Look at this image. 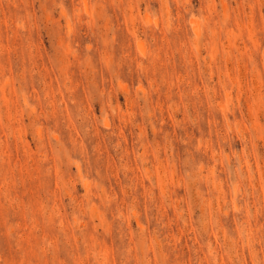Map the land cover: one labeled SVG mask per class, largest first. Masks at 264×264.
I'll return each instance as SVG.
<instances>
[{
	"label": "rangeland",
	"instance_id": "obj_1",
	"mask_svg": "<svg viewBox=\"0 0 264 264\" xmlns=\"http://www.w3.org/2000/svg\"><path fill=\"white\" fill-rule=\"evenodd\" d=\"M0 264H264V0H0Z\"/></svg>",
	"mask_w": 264,
	"mask_h": 264
},
{
	"label": "bare ground",
	"instance_id": "obj_2",
	"mask_svg": "<svg viewBox=\"0 0 264 264\" xmlns=\"http://www.w3.org/2000/svg\"><path fill=\"white\" fill-rule=\"evenodd\" d=\"M197 29V28H196Z\"/></svg>",
	"mask_w": 264,
	"mask_h": 264
}]
</instances>
